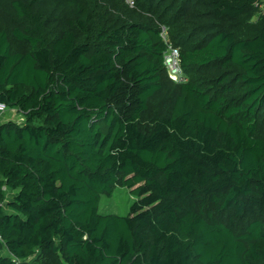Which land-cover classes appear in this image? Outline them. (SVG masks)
Segmentation results:
<instances>
[{"label": "trees", "instance_id": "obj_1", "mask_svg": "<svg viewBox=\"0 0 264 264\" xmlns=\"http://www.w3.org/2000/svg\"><path fill=\"white\" fill-rule=\"evenodd\" d=\"M259 2L0 0V264H264Z\"/></svg>", "mask_w": 264, "mask_h": 264}, {"label": "rangeland", "instance_id": "obj_2", "mask_svg": "<svg viewBox=\"0 0 264 264\" xmlns=\"http://www.w3.org/2000/svg\"><path fill=\"white\" fill-rule=\"evenodd\" d=\"M256 12L255 16L252 18V21H257L260 13L264 11V0H260V2L255 7ZM187 17L181 18L179 17L176 21H183ZM240 25V24H239ZM234 28V27H233ZM175 29H178V26L175 27ZM175 37L176 41H184L185 36H183L181 33L182 31L175 30ZM169 37V36H168ZM197 39H194V41ZM205 75L209 76V72H205ZM188 79V75L186 76ZM7 119H13L16 121H22V115L16 110V109H7L3 112L1 120H7ZM135 196L131 194L130 189L123 187V186H116L112 194H104L102 195L101 202H100V211L102 213H115V214H127L129 212L131 204L135 200ZM1 254V253H0ZM36 259V260H35ZM30 260L27 264H43L42 258L39 257Z\"/></svg>", "mask_w": 264, "mask_h": 264}, {"label": "built area", "instance_id": "obj_3", "mask_svg": "<svg viewBox=\"0 0 264 264\" xmlns=\"http://www.w3.org/2000/svg\"><path fill=\"white\" fill-rule=\"evenodd\" d=\"M134 1L135 0H127V2L131 6L134 5ZM163 33H164L166 39L168 40V36L166 35L167 27H165V26H163ZM164 63L166 65L169 76L173 80H175L177 82L188 80L186 78V74L184 73V70H183L182 65H181L180 49L175 47L173 44L168 45V49L166 50V52L164 54ZM0 108L4 110L5 105L2 104ZM0 240L3 241L1 235H0ZM14 260H17V259L14 257ZM17 262H19V261L17 260Z\"/></svg>", "mask_w": 264, "mask_h": 264}, {"label": "crops", "instance_id": "obj_4", "mask_svg": "<svg viewBox=\"0 0 264 264\" xmlns=\"http://www.w3.org/2000/svg\"><path fill=\"white\" fill-rule=\"evenodd\" d=\"M4 110H5V109H4ZM4 110H3V111H4ZM1 118H2V117H1Z\"/></svg>", "mask_w": 264, "mask_h": 264}]
</instances>
